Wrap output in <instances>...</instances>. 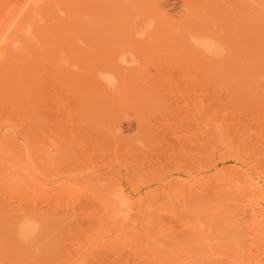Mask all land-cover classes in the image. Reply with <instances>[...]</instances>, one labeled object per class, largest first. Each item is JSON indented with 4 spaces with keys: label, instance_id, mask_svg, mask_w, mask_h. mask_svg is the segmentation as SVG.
I'll return each instance as SVG.
<instances>
[{
    "label": "rangeland",
    "instance_id": "rangeland-1",
    "mask_svg": "<svg viewBox=\"0 0 264 264\" xmlns=\"http://www.w3.org/2000/svg\"><path fill=\"white\" fill-rule=\"evenodd\" d=\"M28 3L0 0V264H264V0Z\"/></svg>",
    "mask_w": 264,
    "mask_h": 264
},
{
    "label": "bare ground",
    "instance_id": "bare-ground-1",
    "mask_svg": "<svg viewBox=\"0 0 264 264\" xmlns=\"http://www.w3.org/2000/svg\"><path fill=\"white\" fill-rule=\"evenodd\" d=\"M29 2H30V4H29V3H28V4L31 6L33 12L36 11V10H38V7L44 5V4H43V0H29ZM24 3H25V2H24ZM41 4H42V5H41ZM22 6H23V5H22ZM21 8H22V7H21ZM26 8H27V6H26ZM28 8H30V7H28ZM28 8H27V9H28ZM19 10H20V9H19ZM25 11L27 12V10H25ZM29 12H31V11H29ZM19 13H20V12H19ZM38 13H39V12H38ZM38 13H36V14H38ZM16 14H17V13H16ZM24 14H25V13H24ZM31 14H32V13H31ZM31 14H30V15H31ZM25 15H26V14H25ZM27 15H28V14H27ZM23 19H24V18H23ZM25 19H26V18H25ZM19 21H20V20H19ZM19 21H18V23L15 24L14 27H13V26L11 27V28H13V32H14V33L17 32L18 30L21 31V29H19V28L21 27V25H19V23H20ZM7 22H8V21H7ZM23 22H25V21H23ZM25 23H26V22H25ZM27 23H28V22H27ZM27 23H26V24H27ZM23 24H24V23H23ZM9 25H10V24H9ZM9 25H8V26H9ZM13 25H14V24H13ZM19 26H20V27H19ZM2 29H3V28H2ZM9 31H10V30H9ZM6 33H7V32H6ZM10 33H11V32H10ZM10 33L8 32V34H6V35L4 34L5 36L3 37V40H1V41H4V42H5V43L3 42V44H7V43H8V44H11V43H9V42L12 40V38H13L12 36H13L14 34L11 33L12 35H9ZM18 34H19V33H18ZM2 35H3V34H2ZM14 36H15V35H14ZM15 40H16V39H15ZM15 40H14V41H15ZM12 41H13V40H12ZM14 41H13V42H14ZM13 42H12V43H13ZM16 43H17V42H16ZM11 45H12V44H11ZM15 46H16V44H15ZM15 46H14V47H15ZM1 47H2V46H1ZM3 48L5 49L4 46H3ZM6 48H7V46H6ZM4 49H3V50H4ZM2 53H3V52H2ZM22 224H23V223H22ZM30 227H31V226H30V223H25V224H23L22 226H20V233L24 232L25 230H26V231L29 230Z\"/></svg>",
    "mask_w": 264,
    "mask_h": 264
},
{
    "label": "clouds",
    "instance_id": "clouds-1",
    "mask_svg": "<svg viewBox=\"0 0 264 264\" xmlns=\"http://www.w3.org/2000/svg\"><path fill=\"white\" fill-rule=\"evenodd\" d=\"M150 23H152V22H150ZM190 39H191V43L193 44V46H198L202 38L199 36L193 35V36H191Z\"/></svg>",
    "mask_w": 264,
    "mask_h": 264
}]
</instances>
